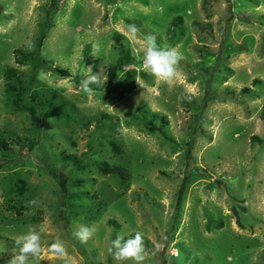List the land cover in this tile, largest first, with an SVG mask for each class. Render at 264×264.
I'll list each match as a JSON object with an SVG mask.
<instances>
[{
	"label": "rangeland",
	"instance_id": "obj_1",
	"mask_svg": "<svg viewBox=\"0 0 264 264\" xmlns=\"http://www.w3.org/2000/svg\"><path fill=\"white\" fill-rule=\"evenodd\" d=\"M150 36L182 81L143 68ZM11 68L37 125L7 98ZM263 103L264 0H0V264L29 227L40 264H121L111 241L137 232L142 264H264Z\"/></svg>",
	"mask_w": 264,
	"mask_h": 264
},
{
	"label": "clouds",
	"instance_id": "obj_2",
	"mask_svg": "<svg viewBox=\"0 0 264 264\" xmlns=\"http://www.w3.org/2000/svg\"><path fill=\"white\" fill-rule=\"evenodd\" d=\"M181 59L182 55L175 47L158 44L154 36L148 37L142 64L143 68L158 80L168 84L182 81L183 74L179 70ZM100 82V76L89 74L82 81L83 91L90 94V85H99ZM95 230L93 226L80 225L74 235L81 243H86L93 236ZM43 231V227L39 230L29 227L16 241L19 245L18 253L11 257L9 264H27L30 257L35 258L37 264H40L43 251L41 244ZM110 250L113 252L114 259L120 261L121 264L129 260L134 261L135 264H142L145 260L144 240L139 232L134 235H127V238L125 234L117 233L111 241ZM49 253L51 254L49 259L64 257L66 254L64 242L56 238L49 245Z\"/></svg>",
	"mask_w": 264,
	"mask_h": 264
},
{
	"label": "trees",
	"instance_id": "obj_3",
	"mask_svg": "<svg viewBox=\"0 0 264 264\" xmlns=\"http://www.w3.org/2000/svg\"><path fill=\"white\" fill-rule=\"evenodd\" d=\"M53 7H54V5L47 9L46 18H45L44 22H42V24H40L41 30H40L39 38L37 41V46L41 45L43 38L45 37L46 32L51 25L50 10ZM126 53L127 52L124 50V55L119 60L121 65L128 62L129 58H128V55ZM34 66H35V69H38V68L50 69V68H52L49 65V63L45 59L41 58L40 56L37 58V61L35 62ZM52 69H54L55 71H57L61 75H68L67 71L62 70L60 68L53 67ZM127 73L130 74V72H127ZM7 78H8V80H7L8 82H7L6 90H7V93L9 94L7 97L8 100L12 103V105L15 108L26 109L30 113V117H31L33 124L37 125L39 120H38V116H37L36 111H35L34 104H29V105L26 104L25 105L23 103L24 97H25V95L29 89V83L24 82L22 80L21 76L18 74V72L13 68L8 70ZM130 85H131V87H133V85H134L133 79H132ZM35 98L36 97L34 96V99ZM39 103L42 104V101H39ZM45 104L48 105L46 101H45ZM49 107L52 108L51 105ZM260 117L264 119V103H263L261 111H260ZM182 191H183V186H180L178 189V192H177V202L178 203L181 200Z\"/></svg>",
	"mask_w": 264,
	"mask_h": 264
}]
</instances>
